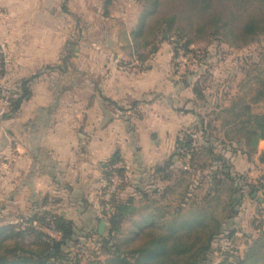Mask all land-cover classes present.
<instances>
[{"label":"crops","instance_id":"1","mask_svg":"<svg viewBox=\"0 0 264 264\" xmlns=\"http://www.w3.org/2000/svg\"><path fill=\"white\" fill-rule=\"evenodd\" d=\"M141 14L135 0H0V86L34 77L30 97L16 113L9 115L0 101V211L8 225L22 229L27 219L48 212L76 230L98 232L101 190L118 163L128 173L117 198L133 208L124 223L136 216L190 219L203 206L201 200L183 203L189 176L170 168L164 178L157 169L172 158L181 131L194 126L199 114L209 118L211 109L173 78L168 42L146 59L140 54L150 46L135 51L140 45L131 34ZM65 48L73 49L72 63L87 65V71L72 73L75 81L87 82H74L72 89L52 84L56 74L48 70L64 63ZM219 107L229 105L224 100ZM221 126L214 122L223 139ZM263 151L260 141L251 159L229 152L225 157L233 171L255 182L264 174L258 160ZM242 205L245 216L239 207L234 219H253L264 202L258 193ZM248 224L244 234L255 238ZM122 226L121 240L130 236L119 237Z\"/></svg>","mask_w":264,"mask_h":264},{"label":"trees","instance_id":"2","mask_svg":"<svg viewBox=\"0 0 264 264\" xmlns=\"http://www.w3.org/2000/svg\"><path fill=\"white\" fill-rule=\"evenodd\" d=\"M135 1L142 7L137 28L131 34V39L140 45L135 51L140 53L141 48L144 51L150 46L149 51L140 54L146 59L157 52L159 37L169 35L166 42L169 43L170 40L174 79L178 69L175 60L179 51L192 54L196 59L195 69L187 70L175 81L191 86L197 100L202 101L203 106H210L209 118L199 114L194 126L181 131L176 139L172 158L163 167L158 168L157 173H165L164 178H169L170 168H176L181 176L190 177L188 187L196 180L195 190L205 192L201 199L203 206H197L190 219H172L169 222L160 221L161 219H143L142 227L138 226L135 232L121 240L118 238V232L122 224L129 220L126 218L132 214L133 208L130 200L120 203L117 198L127 181V175L120 170L121 178H126L111 200L109 214L104 211L105 186L101 190L102 220L107 225L105 234L99 235L96 230H76L71 221L47 212L27 219L22 229H15L11 225L0 226V264H82L79 250L84 246H81L79 241L88 239H94L98 251L106 257L103 263L96 260L95 264H212L209 256H212V246L219 238L225 240L228 245L217 250L220 260L216 264H264V205L250 220L256 237L246 238L242 233L248 242L243 252L234 246L236 232L228 227L245 198L260 193L264 202V174L255 182H249L247 175L233 171L230 159L225 157L229 152L251 159L257 154L259 142L264 141V111H253V106L264 101V54L259 55L257 63L248 65L250 67L246 65L249 69H245V66L239 70L244 75L241 82L243 89L240 90L247 89V92L238 93L229 99L228 108L217 111L220 108L219 103L228 97L230 80L228 79L223 87L216 88L214 93L207 95L205 94L209 89L201 88L207 78L211 79L208 85L214 86L215 82L217 84L213 72L206 73L211 58L208 47L212 44H207L203 52L190 49L194 39L185 33L176 13L162 14L161 0ZM201 1L210 6L211 0ZM230 1L240 12L238 19L232 15L209 17L208 24L214 28L215 38L217 37L216 47L223 44L218 39L221 35L224 36V42L231 47H239L252 43L255 38L264 34V0ZM230 22H234L235 26L230 25ZM33 79L34 77L20 80L13 87L3 86L4 88L0 89V101L9 109V115L16 113L21 104L29 99V83ZM218 83L220 84V81ZM2 89L8 91L7 97L1 96ZM216 120L222 121L223 139L216 135ZM192 135H195V138ZM233 145L236 147L233 148ZM258 160L264 164V151ZM184 164H188L189 170L182 169ZM110 175L111 170L106 175L105 183ZM187 198L184 204L191 198L189 192ZM211 202H214L213 206ZM44 230L55 232L59 236L58 240L50 237Z\"/></svg>","mask_w":264,"mask_h":264},{"label":"rangeland","instance_id":"3","mask_svg":"<svg viewBox=\"0 0 264 264\" xmlns=\"http://www.w3.org/2000/svg\"><path fill=\"white\" fill-rule=\"evenodd\" d=\"M161 1H162V8H161L162 14L176 13V15H178L180 19V21L178 22L182 26V28L185 29V33L189 35V37L194 39L190 49L203 52L205 51L206 49L205 47L207 46V44H212L211 46L208 47L209 48L208 51L210 52L211 58L208 61V65H207L208 68H206V73L212 71L216 79L215 81H217V84L215 82L214 86L212 85L213 87L208 85L211 79L207 78L206 83H202V87H201V88L203 87L206 88L205 90L209 89V91L206 92L205 95H207L208 93H214L216 91V88L223 87V85L226 84L225 82L226 81L228 82L229 80H230V84L227 90L229 92L228 97L223 98V101L225 100L228 103L229 99H232L238 93L241 94L247 92V89L240 90V88L243 89L241 82L244 79V75L241 74L239 70L245 68L246 65L248 66L251 65L252 63H257L260 59L259 55L264 54V34L259 35L257 38L254 39L252 43L247 44L245 46L242 45L239 47L236 45L231 47L228 43L224 42V36L221 35L220 38L218 37V39H220L223 42V44H220L216 47V45L218 44L216 41L217 37L215 38L216 35H214V28H211L208 24L209 17L214 15L229 17L232 15L236 17V19H238L240 17V12L233 6L231 1L229 2V0H211L210 6H206L205 3H203L201 0H198L199 2H195V3L190 2L191 0H161ZM230 25L235 26V23L230 22ZM197 30H199L198 34H197ZM167 37H169V35L168 36L161 35V37H159L160 38L159 44L165 42ZM72 50L73 49L71 48H65L63 54L64 61L62 60L64 64L60 63L48 69L54 74H56V76H53V78L51 79L52 84L59 86V84L62 83L61 84L62 86L72 89L74 82H75V87L77 86V84L81 85L87 82L86 77H81L79 79L77 78L76 81L73 79L74 74L72 73L74 72L77 73V71H82L83 65L72 63V55H73ZM247 66L245 69H249L248 67L250 66L248 67ZM86 68L87 65H84L83 70L87 71ZM219 81L220 84L218 83ZM3 86H6L5 81ZM3 86H0V89L4 88ZM210 99L211 97L206 100L209 101ZM205 106L207 105L205 104ZM253 109L255 113L263 112L264 101L253 106ZM195 182L196 180L192 181L190 185V196H191L190 200L192 199V201H200L202 195L205 192L201 190L198 191L195 190V186H194ZM213 205L214 203L211 204V206ZM243 206L244 205H242V207H240L239 210V213H241L240 217L245 216L246 206L244 208ZM2 217H0V226H3V224L8 225L7 223L9 222V219H3ZM162 220H166L168 222L172 219H162ZM142 221L143 219H138V216H136L134 219H130V221L124 223L122 226V230L120 231L119 237L125 238L128 235H130L132 231L136 230V226L141 225ZM249 222L250 219H233L232 221L229 222V226H228L229 229H234L236 232L234 246L237 249H239L240 252H243L245 249V244L243 240H245L246 238L242 236V233L245 234L249 233L250 231L248 224ZM254 232H252V235H254ZM28 241L29 239L26 237V242ZM79 243H81L80 244L81 246H84V248L79 250V253H81L82 255V259H81L82 264H95L96 260L103 263L106 260V257L101 252L98 251V246L95 244L94 239L79 241ZM226 244H227L226 241L223 240L222 238H219L214 242L212 246L213 247L212 256H209L210 263L212 264L218 263L220 259L217 255V250L225 246Z\"/></svg>","mask_w":264,"mask_h":264},{"label":"built area","instance_id":"4","mask_svg":"<svg viewBox=\"0 0 264 264\" xmlns=\"http://www.w3.org/2000/svg\"><path fill=\"white\" fill-rule=\"evenodd\" d=\"M175 62L178 64V69H177L176 75L174 76L176 80L180 79L187 70H193L196 67L195 57L192 54H184L183 51L178 52V56ZM8 95H9L8 91L4 89L1 90V96L7 97ZM192 137L195 138V135H192ZM188 158L189 157L187 156V159ZM182 169L189 170L188 164H184L182 166ZM110 170H111L110 178L108 179V182L104 184L105 192L103 195V201L105 202L104 211L106 214H109V212L111 211V200L113 196L119 191V188L124 183L125 178H126L125 176L124 178H121L119 171L120 170L124 171L125 175H127L128 173L127 168L122 166L119 163L111 166ZM1 216H2V213L0 211V217ZM44 231L50 237L58 240L59 236L55 232L51 230H44Z\"/></svg>","mask_w":264,"mask_h":264},{"label":"water","instance_id":"5","mask_svg":"<svg viewBox=\"0 0 264 264\" xmlns=\"http://www.w3.org/2000/svg\"><path fill=\"white\" fill-rule=\"evenodd\" d=\"M104 229H105V223L104 221H101L98 226V234L99 235L103 234ZM51 254L52 255L54 254V250L51 251Z\"/></svg>","mask_w":264,"mask_h":264}]
</instances>
